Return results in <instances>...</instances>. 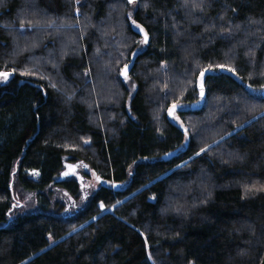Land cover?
Returning <instances> with one entry per match:
<instances>
[{"label":"trees","instance_id":"1","mask_svg":"<svg viewBox=\"0 0 264 264\" xmlns=\"http://www.w3.org/2000/svg\"><path fill=\"white\" fill-rule=\"evenodd\" d=\"M53 3L0 0V264H260L264 0ZM66 160L100 179L62 214Z\"/></svg>","mask_w":264,"mask_h":264},{"label":"rangeland","instance_id":"2","mask_svg":"<svg viewBox=\"0 0 264 264\" xmlns=\"http://www.w3.org/2000/svg\"><path fill=\"white\" fill-rule=\"evenodd\" d=\"M45 1L50 8L55 9V5L53 3V0H45ZM141 41L142 42L139 44L140 46L135 50L134 54L146 46V43L143 42L144 41L143 38ZM132 61H133V59L130 62H132ZM130 62H128V63L126 62L121 66L120 73L122 72L124 66L128 65ZM206 69H207V71H205ZM210 70H211L210 68L203 69L202 72H204V76ZM0 73H8L7 79H4L2 76H0V83L7 81L12 75V72H10V71L0 70ZM130 73H131V71H130ZM130 73L127 76V79L125 77H124V79L127 82V84L131 87V90L133 91L135 89V86H134V83L132 81V77L130 76ZM204 76L201 79V75H200V78H199L200 83L204 81ZM104 88H106V87L104 86ZM171 104H173V103H171ZM162 106L163 105H160V107H159L160 112H164L165 108H163ZM170 106H168L165 109V111ZM180 106L182 107V104ZM263 113H264V111H263ZM175 117H178V119L172 117L174 121L183 122L181 117L178 115V112H175ZM242 125L236 127L231 132L235 133V132L239 131L241 129ZM228 135H230V134H226V135L222 136L221 138L216 139L211 144L206 145L202 149H204V151L208 150L210 147L214 146L219 141L225 139ZM199 153H201V150L199 151ZM183 164L184 163H181L178 166L183 165ZM58 177L76 178L79 181L80 188H81L80 196H78L77 197L78 199H77V198H74V196H71L66 190H64L58 186L51 185L49 187V191L51 192L52 204L55 207V209L62 214H66V213L70 212L72 210V206L74 208L79 207L80 203H78V202H80L81 200L84 201L90 195V193L92 191H94L95 188L99 185V180H97L96 173L94 172L93 169H91L89 167V165L87 163H85L83 161L66 160L63 168L61 169L60 173L58 174ZM14 192H15L16 204L20 207L21 210L31 211V210H36L38 208V201H37V198H36L35 193L33 191L24 190V189H21L20 187L16 186L14 189Z\"/></svg>","mask_w":264,"mask_h":264},{"label":"snow or ice","instance_id":"3","mask_svg":"<svg viewBox=\"0 0 264 264\" xmlns=\"http://www.w3.org/2000/svg\"><path fill=\"white\" fill-rule=\"evenodd\" d=\"M128 3H130V4H132V3H135V0H128ZM130 15V14H129ZM133 23L135 24V21H133ZM138 28H140V26L139 25H136ZM141 31H143V29L141 28L140 29ZM144 43H147L148 42V36H147V33H145V35H144V41H143ZM127 65H125L124 66V68H125V71L123 72V75L125 76V78L127 79ZM218 67H223L222 65H218ZM229 71H233V69H231V68H229L228 69ZM205 71H207V69L205 70ZM201 79L203 78V76H204V72H201ZM0 76H2L4 79H7V77H8V73H0ZM53 87H55V85H53ZM200 93H201V95L203 96V94H204V85H203V82H201V85H200ZM178 107V104L177 103H174L173 105H172V107L169 109V115L170 116H173L174 118H177L178 119V117H175V109ZM85 143H87V141H85ZM204 151V149H201V152H203ZM197 155H199V153H197ZM34 174H36V173H34ZM100 178L99 177H97V180H99ZM100 207H101V209H103L104 208V204L103 203H101L100 204ZM50 239H51V237H50Z\"/></svg>","mask_w":264,"mask_h":264},{"label":"water","instance_id":"4","mask_svg":"<svg viewBox=\"0 0 264 264\" xmlns=\"http://www.w3.org/2000/svg\"><path fill=\"white\" fill-rule=\"evenodd\" d=\"M145 35V34H144ZM128 67H127V76L129 75V73H130V71H131V69H132V67H133V62H130L128 65H127ZM221 70H224V68H221ZM125 71V68H123V70H122V72H121V76L122 77H125L124 75H123V72ZM175 123L177 124V125H179L184 131L186 130V127H185V125L183 124V122H176L175 121ZM166 155H164V157H165ZM260 264H264V254H263V257H262V260H261V262H260Z\"/></svg>","mask_w":264,"mask_h":264}]
</instances>
